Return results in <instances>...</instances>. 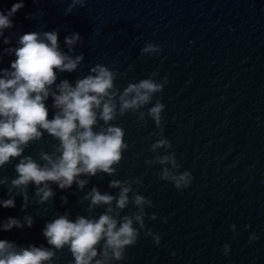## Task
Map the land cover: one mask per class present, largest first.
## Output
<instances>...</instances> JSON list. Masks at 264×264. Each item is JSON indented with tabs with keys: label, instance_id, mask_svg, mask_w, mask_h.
<instances>
[{
	"label": "clouds",
	"instance_id": "clouds-1",
	"mask_svg": "<svg viewBox=\"0 0 264 264\" xmlns=\"http://www.w3.org/2000/svg\"><path fill=\"white\" fill-rule=\"evenodd\" d=\"M87 0H71L64 15L72 14L79 6L85 7ZM24 7L23 0L14 3L6 13L0 11V38L4 45L11 43L4 35L5 30L14 27L12 17ZM34 19V16L30 17ZM83 38L78 32L64 37V46L59 42V30L26 32L18 37L15 47H5L0 53L13 56L8 68H0V169L18 160L14 166L17 174L9 179L0 175V186H7L8 199H0V207L15 208L17 196L22 197L21 210H27L30 202L28 189L34 186L36 203L44 205L54 199L56 192L71 189L73 185L83 191L90 179L106 174L113 177L117 166L124 159L129 144L125 142V130L114 122L131 112L137 116L138 123L146 124L148 118L159 129V139L150 145L154 159L146 160L148 165L161 166L162 181L173 184L177 190L187 189L193 182L189 171L180 172V163L170 140L164 137L165 104L153 98L162 93L167 78L156 80L158 72L138 82H129L122 90L116 86L119 72L108 66L96 63L90 67L86 76L74 82L60 79L59 74L76 72L85 57L83 53L74 54L76 46ZM161 47L148 42L140 50V55L158 54ZM59 79V83L57 80ZM51 97L54 114L49 119L47 101ZM147 107V112L144 111ZM47 134L57 141L53 151L41 150L39 159L25 155V150ZM164 154H160V150ZM133 184L137 187L134 189ZM142 181L111 179L110 189L119 191L113 195L101 192L93 186L80 200L88 202L87 212L97 208L104 211L96 217L65 211L46 222L42 235L47 241L44 245L27 247L15 242L0 239V264H52L57 252L65 247L71 253L74 264H114L127 258V249L134 247L145 231L146 208L153 206L151 199L140 194ZM61 204L68 203L67 196L60 197ZM132 205L136 211L122 213ZM150 219H157L153 213ZM166 222V221H165ZM32 215L23 219L8 217L0 220V232L13 228H31ZM250 225H245L247 229ZM235 232L236 226L231 225ZM145 235L151 236L156 245L161 236L150 229ZM250 241L258 239L253 233ZM227 256L230 245L223 246Z\"/></svg>",
	"mask_w": 264,
	"mask_h": 264
}]
</instances>
